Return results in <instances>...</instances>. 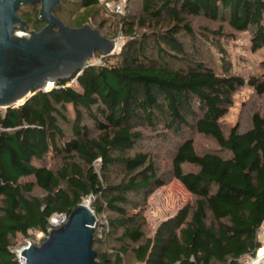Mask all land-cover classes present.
Returning a JSON list of instances; mask_svg holds the SVG:
<instances>
[{
  "label": "trees",
  "instance_id": "trees-1",
  "mask_svg": "<svg viewBox=\"0 0 264 264\" xmlns=\"http://www.w3.org/2000/svg\"><path fill=\"white\" fill-rule=\"evenodd\" d=\"M129 1L125 14L92 26L99 0H77L66 23L56 16L60 0L52 13L65 26L88 23L108 39L120 33V50L85 68L75 87L59 80L0 109V264H20L16 235H47L52 215L68 216L90 196L99 264H238L261 249L264 114L227 132L220 119L239 88L264 94V75L233 73L222 45L247 33L251 51L264 48V0ZM17 14L27 30L44 25L38 10ZM193 18L219 25L194 28ZM210 49L216 70L205 58ZM194 134L216 148L198 153ZM161 143L170 161L165 176L148 150ZM169 179L193 201L146 236L147 198Z\"/></svg>",
  "mask_w": 264,
  "mask_h": 264
},
{
  "label": "water",
  "instance_id": "water-1",
  "mask_svg": "<svg viewBox=\"0 0 264 264\" xmlns=\"http://www.w3.org/2000/svg\"><path fill=\"white\" fill-rule=\"evenodd\" d=\"M60 0H0V109L25 103L36 91H50L59 80L76 81L95 54L116 51L117 41L85 23L65 26L53 10ZM39 4V31L27 30L17 11ZM48 88V89H47ZM97 217L84 201L64 224L49 229L39 245L17 252L20 264H99L93 250ZM261 264H264L262 262Z\"/></svg>",
  "mask_w": 264,
  "mask_h": 264
},
{
  "label": "rangeland",
  "instance_id": "rangeland-1",
  "mask_svg": "<svg viewBox=\"0 0 264 264\" xmlns=\"http://www.w3.org/2000/svg\"><path fill=\"white\" fill-rule=\"evenodd\" d=\"M115 1L118 0H107L106 4L104 1L99 2L100 5L97 9L96 15L90 18V23L92 24V26H96V24L101 20H106L109 22L110 20L115 19L117 15H123L127 12L131 4L129 0H122V4L124 5L123 14H115L111 10L112 8L109 4ZM77 5V0H66L64 6L59 10L56 16L59 17L64 23H66L67 20L73 16L74 11L78 10ZM133 7H135V5H133ZM38 9L39 5L37 4L33 5L32 7H21V11L27 12H34ZM79 13H81V10L79 11ZM192 24L194 28L206 26L209 29H216L219 25V23L217 22H211L203 18H193ZM26 29H29L28 25H26ZM224 31L226 33H231V30L227 26H224ZM111 32L113 34L114 29H112ZM234 36L235 37L229 42L222 43L224 49L228 54L231 71L235 74L243 76L245 79L250 77H263L264 67L261 63L264 61V48L258 51H251L247 33H236ZM123 38L124 37L120 35V33H117L114 39L117 42H120L122 45ZM117 52L118 49L112 55L116 54ZM205 58L208 63H211L215 70L219 68L218 56L213 49H210ZM103 61L104 57L95 54L90 63L96 65L102 63ZM67 85L75 87L76 82L69 81ZM253 113H259L260 115L264 114V94L257 95L251 87L245 85L239 88L234 93L232 98V105L228 109L225 116L220 119V123L225 132L236 125H239V128L241 130H244L250 126V119ZM149 135L153 136L154 133H150ZM193 140L195 149L198 153L205 152L211 148H216L214 142L209 138L194 134ZM161 145L163 146L152 145L148 150L154 156L158 174L165 176L169 172L170 161L166 153V143H161ZM188 169L192 168L188 167ZM34 193L36 195H41V192L38 189H35ZM88 200L89 198L85 199V201ZM192 201L193 197L175 179H169L166 184L155 189L147 198L146 206L143 212L146 220L145 235L152 237L157 226L162 221L173 216L180 208H182L186 204L192 203ZM89 202L91 203L92 201ZM58 217V214H54L51 216L50 220H57ZM100 222H103V219ZM45 237L46 235L37 231H30L27 237L16 235L15 239L13 240L14 250L17 253L20 248L27 246L28 244L39 245L41 240ZM257 238L262 248L264 246L263 229H260L258 231ZM259 252L260 250L257 252V255H255V258L244 256L238 261V264H246L250 263L251 261L254 264L259 263ZM129 262L132 264V259L129 258Z\"/></svg>",
  "mask_w": 264,
  "mask_h": 264
},
{
  "label": "built area",
  "instance_id": "built-area-1",
  "mask_svg": "<svg viewBox=\"0 0 264 264\" xmlns=\"http://www.w3.org/2000/svg\"><path fill=\"white\" fill-rule=\"evenodd\" d=\"M100 1H104L105 4H106V1H107V0H99V2H100ZM122 3H123L122 0H118V1H115V2H113V3H110L109 5H110L111 8H112L111 10H112L115 14H123V8H124V5H123ZM119 45H121V43H120V42H117L116 50L118 49V51L120 50V47H121V46H119ZM88 198H89V200H88L87 202L90 203L89 201H92V197L90 196V197H88ZM50 218H51V217H50ZM66 220H67V216L64 215V214H59V217H58L57 220H50V219H49V227H48L47 231H48L49 229H53V228H57V227L61 226L62 224L65 223ZM246 264H254V263H252V261H251L250 263H246Z\"/></svg>",
  "mask_w": 264,
  "mask_h": 264
},
{
  "label": "bare ground",
  "instance_id": "bare-ground-1",
  "mask_svg": "<svg viewBox=\"0 0 264 264\" xmlns=\"http://www.w3.org/2000/svg\"><path fill=\"white\" fill-rule=\"evenodd\" d=\"M263 245H264V240H263ZM258 260H259V263H255V264H261L262 262H264V246L260 249Z\"/></svg>",
  "mask_w": 264,
  "mask_h": 264
},
{
  "label": "flooded vegetation",
  "instance_id": "flooded-vegetation-1",
  "mask_svg": "<svg viewBox=\"0 0 264 264\" xmlns=\"http://www.w3.org/2000/svg\"><path fill=\"white\" fill-rule=\"evenodd\" d=\"M44 26V25H43Z\"/></svg>",
  "mask_w": 264,
  "mask_h": 264
}]
</instances>
